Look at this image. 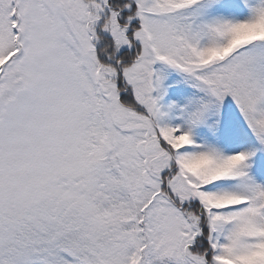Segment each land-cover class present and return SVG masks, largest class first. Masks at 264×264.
<instances>
[{
  "label": "snow or ice",
  "instance_id": "1",
  "mask_svg": "<svg viewBox=\"0 0 264 264\" xmlns=\"http://www.w3.org/2000/svg\"><path fill=\"white\" fill-rule=\"evenodd\" d=\"M0 264H264V0H0Z\"/></svg>",
  "mask_w": 264,
  "mask_h": 264
}]
</instances>
